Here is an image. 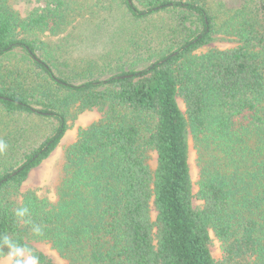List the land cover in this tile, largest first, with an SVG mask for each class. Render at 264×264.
<instances>
[{"label": "trees", "instance_id": "obj_1", "mask_svg": "<svg viewBox=\"0 0 264 264\" xmlns=\"http://www.w3.org/2000/svg\"><path fill=\"white\" fill-rule=\"evenodd\" d=\"M33 1L0 0V258L57 264L44 242L67 264H264V0H86L111 34L82 63L65 49L80 0L23 16ZM219 38L234 46L199 52ZM94 108L54 189L22 192Z\"/></svg>", "mask_w": 264, "mask_h": 264}, {"label": "rangeland", "instance_id": "obj_2", "mask_svg": "<svg viewBox=\"0 0 264 264\" xmlns=\"http://www.w3.org/2000/svg\"><path fill=\"white\" fill-rule=\"evenodd\" d=\"M230 1L235 2L236 0ZM85 3L86 0L78 1V7H76L74 16L72 15L70 21L71 25H68L65 30L66 52L69 53L73 61L78 63H82L85 59L95 58L96 56L103 54L106 51V42L111 34V26L102 21L105 14L95 6L94 9L97 10L98 13H94V15L89 14L87 10L92 8L89 7L87 9ZM37 5L39 4L34 0L31 4L20 2L17 7L20 13L25 16L29 10ZM114 23L117 24L116 22ZM94 39L98 40L97 44H95L96 40ZM232 46H234L233 42L228 40L224 41L219 38L211 44L201 48L199 52L207 51L211 48H229ZM179 104L182 110L185 111L182 99H179ZM102 115V111L94 108L92 110H86L78 114L76 118L72 119L69 122V128L58 147L46 160L31 171L28 179L23 183L21 191L25 192L29 189H37L40 191L43 187L54 189L62 168V156L66 146L76 140L80 127H84L88 123L100 119ZM150 162L155 166L156 155L154 152L151 154ZM190 166L194 182V193H196L198 190V170L196 166V149L192 137L190 138ZM49 195L51 198H55L53 191ZM194 206H202V201L197 197L194 199ZM34 245L39 250L52 257L57 264H67L66 260L60 257L50 244L36 242ZM211 250L216 259L222 260L223 256L220 242L214 237V235L211 243ZM17 256L22 257L29 264H36L26 251L13 249L8 250L7 253L0 258V264H11Z\"/></svg>", "mask_w": 264, "mask_h": 264}, {"label": "clouds", "instance_id": "obj_3", "mask_svg": "<svg viewBox=\"0 0 264 264\" xmlns=\"http://www.w3.org/2000/svg\"><path fill=\"white\" fill-rule=\"evenodd\" d=\"M7 148L8 144L4 140L0 139V153L5 152Z\"/></svg>", "mask_w": 264, "mask_h": 264}, {"label": "water", "instance_id": "obj_4", "mask_svg": "<svg viewBox=\"0 0 264 264\" xmlns=\"http://www.w3.org/2000/svg\"><path fill=\"white\" fill-rule=\"evenodd\" d=\"M178 52H175V53H173L171 56H174V55H176ZM15 174V173H14ZM13 174V175H14ZM8 178H5L3 181H6ZM0 185H1V183H0Z\"/></svg>", "mask_w": 264, "mask_h": 264}]
</instances>
